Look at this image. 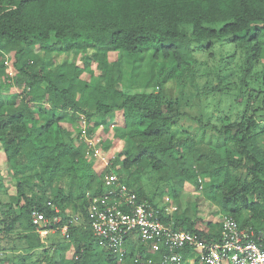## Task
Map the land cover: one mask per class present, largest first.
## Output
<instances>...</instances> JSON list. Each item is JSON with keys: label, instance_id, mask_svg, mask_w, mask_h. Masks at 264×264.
<instances>
[{"label": "trees", "instance_id": "16d2710c", "mask_svg": "<svg viewBox=\"0 0 264 264\" xmlns=\"http://www.w3.org/2000/svg\"><path fill=\"white\" fill-rule=\"evenodd\" d=\"M225 38L241 53V87L258 77L254 100L261 106L223 127L208 123L214 129L208 139L179 136L177 118L184 114L163 85L192 86L198 73L193 42H210L211 48ZM68 51H81V61L55 62ZM148 54L159 91L125 84L126 63L136 72ZM93 66L99 71L95 83ZM116 111L122 120L111 125ZM258 111H264V0H0V149L16 189L8 201L0 195V264H25L35 251L47 257L43 264H55L54 254L59 264H163L162 255L137 238H129L127 255L118 261L88 225L91 198L107 192L104 177L111 170L156 207L139 180L142 168L179 186L202 188L206 198L220 201L224 215L260 236L264 142ZM109 128L115 141L103 137ZM94 137L110 168L88 154L86 139ZM119 142L125 150L116 152ZM254 206L260 211L245 210ZM160 209L175 229L208 243L221 239L223 216ZM34 210L60 216L54 227L66 224L70 214L82 224L71 225L51 255Z\"/></svg>", "mask_w": 264, "mask_h": 264}, {"label": "rangeland", "instance_id": "374dc122", "mask_svg": "<svg viewBox=\"0 0 264 264\" xmlns=\"http://www.w3.org/2000/svg\"><path fill=\"white\" fill-rule=\"evenodd\" d=\"M189 35L191 36V34ZM209 44L210 42H193L195 46L194 56L198 62V73L192 86L182 89L175 81H170L163 85L162 88L165 96L178 101L179 104L177 103L176 105L184 114L177 118L178 127L175 129L180 130L179 136L186 137L188 135L194 138L205 136L204 138L208 139V136L214 134L212 131L214 129L208 123L223 127L224 124L240 120L243 116L254 114V110L261 103L258 100L257 102L254 100L257 90L260 88L257 76L249 79L248 83L241 87L242 57L239 51L237 53L235 45L230 38L214 42L211 48H209ZM82 55L81 51H68L59 55L55 62L61 63L65 59L80 62ZM144 60V64L136 72H130L134 66L126 63L125 84L138 89L146 85L148 87L154 86L155 91H159L154 61L151 60L149 54ZM49 66L52 68L54 62L49 63ZM93 68L95 67L93 66ZM260 69L261 66L255 69L254 73H257ZM131 73L136 75H130ZM98 74L99 71L95 68L92 83L97 81ZM255 116L259 122V140L264 142V111H258ZM195 117H198L200 121L194 119ZM109 119L111 125L116 124L118 120H122L121 113L116 111ZM113 133V129L109 128L108 133H105L106 135L103 137L115 141ZM86 140L91 143L90 148L92 149L88 154L91 153L92 156H98L100 157L99 159L102 158L107 163V167H109L108 159L102 157L100 152V147L98 146L99 137ZM118 145L116 152L125 150L123 142H119ZM119 167L121 168V165ZM7 171L8 165L5 163V153L0 149V183L3 184L0 195L3 201H8L9 196H12L16 191L15 180L7 174ZM160 176L161 173L146 167L140 169L139 180L145 187L147 194L153 198V202L163 208L168 214H173L174 212L182 213L188 210V213L193 217L200 216L201 218H213L215 220L224 215L220 201L206 198L202 188L197 189L188 183L179 186L177 182L163 180ZM250 199L251 202L256 200L253 197H250ZM245 210H249L248 213L252 214L260 211V208L254 206L251 210ZM262 233L264 238V231ZM62 237L63 235L58 231L50 233L47 231L43 234L42 238L46 240V248L49 247L51 249V255L53 254V246ZM30 256L32 257L27 258L25 264H43V261L47 259L45 254H37L36 251ZM54 259V263L59 264L58 256L55 254Z\"/></svg>", "mask_w": 264, "mask_h": 264}, {"label": "built area", "instance_id": "2783aa9c", "mask_svg": "<svg viewBox=\"0 0 264 264\" xmlns=\"http://www.w3.org/2000/svg\"><path fill=\"white\" fill-rule=\"evenodd\" d=\"M104 182L107 192L91 198L88 225L100 245L118 261L123 262L127 255L129 238H137L151 253H160L163 264H264L263 234L257 236L254 229L242 228L234 216L223 215L220 240L204 242L196 234L165 222L160 207L139 199L114 170L106 174ZM55 212L59 208L55 207ZM32 219L41 234L58 231L65 237L71 225L82 224L79 216L70 214L66 224L54 227L61 217L50 218L38 210L32 212Z\"/></svg>", "mask_w": 264, "mask_h": 264}, {"label": "crops", "instance_id": "0c3cea01", "mask_svg": "<svg viewBox=\"0 0 264 264\" xmlns=\"http://www.w3.org/2000/svg\"><path fill=\"white\" fill-rule=\"evenodd\" d=\"M46 232H47V231H46ZM46 232H45V233H46ZM50 232H54V231H48V233H50ZM45 233H42L41 236H43V234H45ZM43 240H44V239H43ZM45 241H46V240H45ZM45 241H44V242H45Z\"/></svg>", "mask_w": 264, "mask_h": 264}]
</instances>
